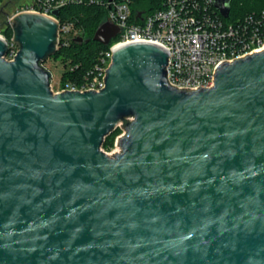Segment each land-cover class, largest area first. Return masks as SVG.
I'll use <instances>...</instances> for the list:
<instances>
[{
  "label": "water",
  "instance_id": "95a60500",
  "mask_svg": "<svg viewBox=\"0 0 264 264\" xmlns=\"http://www.w3.org/2000/svg\"><path fill=\"white\" fill-rule=\"evenodd\" d=\"M232 0H216L224 18ZM55 16L60 11H54ZM0 38V264H264V49L178 88L169 54L114 49L100 91H53L58 22ZM109 21L93 40L105 46ZM80 41L83 39L80 37ZM120 124V152L101 147Z\"/></svg>",
  "mask_w": 264,
  "mask_h": 264
},
{
  "label": "built area",
  "instance_id": "2783aa9c",
  "mask_svg": "<svg viewBox=\"0 0 264 264\" xmlns=\"http://www.w3.org/2000/svg\"><path fill=\"white\" fill-rule=\"evenodd\" d=\"M80 2L82 0H31L16 14L32 12L56 20L59 25L58 51L60 46H68L78 37L80 31L71 22H61L60 15L55 16L54 11ZM90 2L104 3L109 8L106 21L117 26L119 33L80 81L67 82L56 93L103 89L114 49L129 43L149 42L164 48L169 54L167 76L170 84L190 89L213 87L219 64L264 49V11L228 21L230 17L224 18L215 6L216 0H162L160 9L151 13L139 11L137 22L133 23L130 21L133 0ZM16 14L9 16L5 27H11L10 22ZM0 38L8 45L5 58L13 61L20 49L13 40V30L8 38L1 29Z\"/></svg>",
  "mask_w": 264,
  "mask_h": 264
},
{
  "label": "trees",
  "instance_id": "16d2710c",
  "mask_svg": "<svg viewBox=\"0 0 264 264\" xmlns=\"http://www.w3.org/2000/svg\"><path fill=\"white\" fill-rule=\"evenodd\" d=\"M137 5L132 8L133 3ZM162 7V0H133L131 4V22H137L139 11L151 13ZM264 11V0H232L231 16L235 19H243L248 14ZM109 8L100 2L92 3L90 0H82L80 3H72L60 9L61 22H71L80 31L79 36L73 39L68 46H60L55 58H61L65 72L63 84L77 82L94 66L98 56L109 48L93 40L97 28L106 21ZM231 18V19H233ZM8 38L12 36L11 27L4 28ZM83 40L80 41L79 38ZM115 38L113 42L116 40Z\"/></svg>",
  "mask_w": 264,
  "mask_h": 264
},
{
  "label": "rangeland",
  "instance_id": "374dc122",
  "mask_svg": "<svg viewBox=\"0 0 264 264\" xmlns=\"http://www.w3.org/2000/svg\"><path fill=\"white\" fill-rule=\"evenodd\" d=\"M31 0H2L0 2V30L4 29L7 25L9 16H12L22 10L25 5L30 4ZM137 5V2L133 3L132 8ZM230 16L228 21L234 20ZM45 67L48 68L52 75V88L54 92L60 91L63 80L65 67L61 58L56 59L55 55L50 56L47 61L44 63ZM125 133V129L122 124H120L114 131H112L106 138L101 147V149L110 156H113V153L120 152L121 146H119V138Z\"/></svg>",
  "mask_w": 264,
  "mask_h": 264
}]
</instances>
